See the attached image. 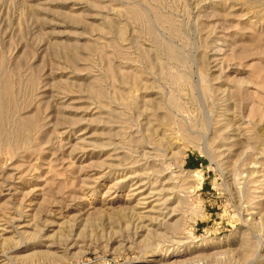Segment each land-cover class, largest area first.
I'll use <instances>...</instances> for the list:
<instances>
[{
    "label": "rangeland",
    "instance_id": "obj_1",
    "mask_svg": "<svg viewBox=\"0 0 264 264\" xmlns=\"http://www.w3.org/2000/svg\"><path fill=\"white\" fill-rule=\"evenodd\" d=\"M0 264H264V0H0Z\"/></svg>",
    "mask_w": 264,
    "mask_h": 264
}]
</instances>
